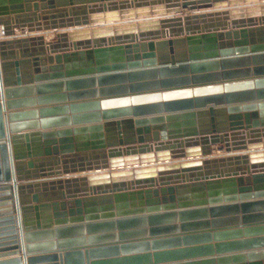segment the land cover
<instances>
[{"label": "water", "instance_id": "obj_1", "mask_svg": "<svg viewBox=\"0 0 264 264\" xmlns=\"http://www.w3.org/2000/svg\"><path fill=\"white\" fill-rule=\"evenodd\" d=\"M0 31V264H264L234 254L264 248L235 202L264 197V0H0Z\"/></svg>", "mask_w": 264, "mask_h": 264}, {"label": "crops", "instance_id": "obj_2", "mask_svg": "<svg viewBox=\"0 0 264 264\" xmlns=\"http://www.w3.org/2000/svg\"><path fill=\"white\" fill-rule=\"evenodd\" d=\"M186 10H181V12L180 13H186L185 12ZM14 33H17V30H14ZM43 37H44V41H50L51 40V35L50 34H48V35H43ZM34 84V83H33ZM4 89V88H3ZM26 94L25 93H21V94H19V96H18V98H15L16 100H18V103L17 104H15L16 105V108H15V110H5L4 111V113H3V115H6L8 112H12V111H23L24 109H28L29 107V105L31 104V103H29V101H27L28 100V96H25ZM28 121H30L29 119H20L17 123H18V125H23L24 123H27ZM31 131H34V132H37V133H41V130H31ZM31 131H21L20 132V134L22 135V134H25V133H31ZM149 137V136H148ZM40 142H42V141H40ZM39 148L40 149H43V147L41 146V143L39 144ZM210 152H211V155H220V153L221 152H218V151H216L215 149H216V146H210ZM27 161H29V160H23L22 162L23 163H26ZM247 167H249V165L247 164V165H244V166H241V167H239V168H236L235 166H231V167H225L224 168V171H227V170H229V169H231V170H236V169H241V170H243V169H247ZM245 184H243V186H240V187H246V186H244ZM248 187H250L251 188V185L249 184V186ZM235 189L237 190L238 189V187H237V185L235 186ZM49 192H52L51 190L50 191H48L47 192V197H52V195L49 193ZM62 192V191H61ZM248 193H253V190H250ZM235 195L236 196H238V193H235ZM160 196H158L157 198H159ZM255 200H264V197L263 198H250V199H246V200H236L235 202L236 203H244V202H250V201H255ZM158 205L160 206V205H162L161 203H158ZM65 211H67V210H65ZM175 211V210H174ZM255 213H257V212H251L250 214H255ZM252 252V251H257V252H259V251H264V248H261V249H256V250H247V251H241V252H236V253H234V254H246L247 252ZM233 254V255H234ZM226 255H232V254H226ZM215 256H212V258H214ZM264 261V259H261L260 260V262L262 263ZM244 264H248V261L247 260H245V262H244Z\"/></svg>", "mask_w": 264, "mask_h": 264}, {"label": "built area", "instance_id": "obj_3", "mask_svg": "<svg viewBox=\"0 0 264 264\" xmlns=\"http://www.w3.org/2000/svg\"><path fill=\"white\" fill-rule=\"evenodd\" d=\"M0 38H3V32L0 31Z\"/></svg>", "mask_w": 264, "mask_h": 264}, {"label": "bare ground", "instance_id": "obj_4", "mask_svg": "<svg viewBox=\"0 0 264 264\" xmlns=\"http://www.w3.org/2000/svg\"><path fill=\"white\" fill-rule=\"evenodd\" d=\"M217 156V155H216Z\"/></svg>", "mask_w": 264, "mask_h": 264}]
</instances>
